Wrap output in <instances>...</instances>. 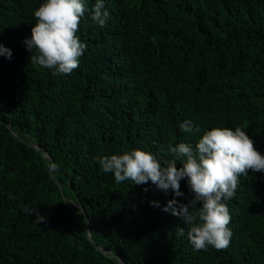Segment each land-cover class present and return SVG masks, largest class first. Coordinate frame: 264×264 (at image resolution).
I'll list each match as a JSON object with an SVG mask.
<instances>
[{
    "label": "trees",
    "instance_id": "obj_1",
    "mask_svg": "<svg viewBox=\"0 0 264 264\" xmlns=\"http://www.w3.org/2000/svg\"><path fill=\"white\" fill-rule=\"evenodd\" d=\"M41 2L0 0L13 50L0 55V264H264V172L241 174L227 202L228 247L196 250L164 210L171 189L116 182L98 163L133 148L170 160L169 144L215 126L241 127L264 152V0H106L104 26L81 19L87 48L67 74L25 45Z\"/></svg>",
    "mask_w": 264,
    "mask_h": 264
},
{
    "label": "clouds",
    "instance_id": "obj_2",
    "mask_svg": "<svg viewBox=\"0 0 264 264\" xmlns=\"http://www.w3.org/2000/svg\"><path fill=\"white\" fill-rule=\"evenodd\" d=\"M106 0H95L91 9L88 0H42L34 10L35 23L31 36L25 37V45L36 54L34 63L52 69L56 74L73 71L87 48L86 42L76 34L82 18L90 12L92 19L104 26L111 13ZM13 50L0 43V55L11 59ZM185 133H200L199 125L190 119L179 123ZM173 158L161 161L155 152L133 148L123 153L98 157L100 168L114 176L116 182L131 180L134 184L151 181L157 188L174 193L164 206L189 226L187 237L196 250L228 247L232 229L228 226L231 214L228 201L236 195L241 174L246 170L264 172V152L254 146V140L241 127L215 126L203 131L195 143L181 140L168 145ZM177 161L181 166L177 167ZM59 165L49 164L55 171ZM186 180L191 197L182 202L175 197L184 196L180 182ZM145 187V191H147ZM158 205V201H152ZM22 211L34 216L37 223L47 217L36 206L25 204ZM179 235L184 227H177Z\"/></svg>",
    "mask_w": 264,
    "mask_h": 264
},
{
    "label": "water",
    "instance_id": "obj_3",
    "mask_svg": "<svg viewBox=\"0 0 264 264\" xmlns=\"http://www.w3.org/2000/svg\"><path fill=\"white\" fill-rule=\"evenodd\" d=\"M84 215H85V218H86V221H87V215H86V213L84 212Z\"/></svg>",
    "mask_w": 264,
    "mask_h": 264
}]
</instances>
